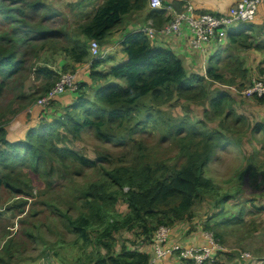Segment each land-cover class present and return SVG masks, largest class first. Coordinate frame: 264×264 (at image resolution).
I'll use <instances>...</instances> for the list:
<instances>
[{
    "label": "trees",
    "instance_id": "1",
    "mask_svg": "<svg viewBox=\"0 0 264 264\" xmlns=\"http://www.w3.org/2000/svg\"><path fill=\"white\" fill-rule=\"evenodd\" d=\"M98 1L68 2L69 14H65L67 19H62L59 31H52L49 25L41 23L37 34L43 44H54L53 40L58 37L63 43L44 47L39 52V61L31 74L41 85L37 86L34 81L33 86L31 76L28 77L22 88L24 103L10 122L45 95L60 73L72 72L73 66L64 65L63 61L72 65L89 62L90 81L102 82V85L90 92L87 85L81 84L67 105L52 101L51 118L41 116L35 125L26 129L20 140L11 142L7 139L5 124L9 121L0 124V188L16 195V200L25 204L27 200L24 198L32 195V177L22 176V169H27L33 175H42L54 194L68 181L66 161L83 168H96L102 164V159L109 161L108 155L91 159L74 150V141L80 139L82 132L92 130L97 139L121 147V140H115L105 132L115 127L114 132L124 131L130 136L136 129H126L123 122L130 120L139 99L151 94V101L158 108L179 102L187 110L178 132H184L186 138L180 144L181 157H177L175 163L173 160L140 165L135 161L113 169L101 168L103 180L91 183L79 192L82 209L77 216L73 217L68 211L54 210L75 236L71 248L76 249L77 254L71 259L60 258L62 264H147L148 256L135 251L134 247L152 240L156 229H170L189 217L191 208L197 203L212 199L215 206H221L248 188L242 183L231 194L223 192L204 176V168L213 160L214 151L233 145L234 141L228 136L229 131H233L224 125L229 118L235 122L243 121L245 116L240 114V110L250 111L254 102L262 105L264 110V97L247 100L223 87L231 85L243 89L253 78L264 82V58L252 66L247 64L250 52L264 57L260 52L264 44L252 42L253 29H256L258 39L264 37V20L250 22L249 28H244L248 22L238 23L229 30L222 46L224 49L214 50L208 55L205 79L201 74L185 70L172 50L154 45L140 32L129 33L115 46L120 52L118 63L109 54L90 59L91 41L100 45L106 43L121 28L125 16L144 11L147 4V0ZM44 7L48 9L47 18H60L59 8L43 0L28 3L19 9L18 14L24 18L25 9ZM10 11L9 8L4 10L6 14ZM158 11L164 14L163 10ZM154 13L157 12L149 16ZM222 59L229 61L235 78L229 81L230 84L225 83L228 78L218 67ZM21 67L22 61L17 59L14 47L0 45V91ZM219 84L223 90L215 88ZM213 87L215 93H211ZM196 106H200L199 112H194ZM212 122L220 125L213 126ZM253 131L256 133L253 140L261 134L262 142L259 144L264 147V122L256 124ZM194 138H198L195 147L190 146ZM237 144L241 145L240 142ZM185 150L190 153L183 152ZM263 173L264 161L250 157L246 175L254 178ZM52 207L59 209L58 205ZM254 208L257 209L255 205ZM123 232L131 234L132 238H122ZM213 237L218 240L219 234L217 237L213 234ZM117 241L121 243L119 247H116ZM128 246L133 249H128ZM57 256L60 257L58 253Z\"/></svg>",
    "mask_w": 264,
    "mask_h": 264
},
{
    "label": "rangeland",
    "instance_id": "2",
    "mask_svg": "<svg viewBox=\"0 0 264 264\" xmlns=\"http://www.w3.org/2000/svg\"><path fill=\"white\" fill-rule=\"evenodd\" d=\"M39 1L0 0V45L6 47L13 46L17 59L22 61L21 70L7 81L0 91V124L9 121L5 124V126L7 125L6 137L11 142L24 137L26 133L25 124L35 119L36 114L42 109V107L35 105L31 114L22 112L10 122L18 108L24 103L21 98L22 88L28 77L31 76L32 85L35 86V75L31 73L35 63L39 61V52L44 47H52L63 43L61 42V38L58 37L53 40L54 44L51 42L43 44V41L37 34V30L42 26L41 23H43L49 25L52 31H59L62 19L65 18V14H69L67 3L72 0H43L44 3H50L52 6L54 5L59 8L60 18H47L48 9L46 7L25 9L24 18L18 14L19 9L28 3H37ZM7 8L11 9V11L6 14L4 10ZM261 19L255 17L252 19V22H258ZM250 25V22H248L246 26H243H245L244 28H249ZM252 31V42H258L260 45H263L264 37L258 39L256 29ZM224 44L225 41L221 43V45ZM214 47L216 51L224 49L217 43H214ZM100 51L102 50L100 49ZM260 52L264 54V48ZM250 53L251 56L247 59L248 66H252L257 61L260 63V60L264 58L259 54L256 55L255 52ZM108 54L114 58L115 62H119L118 56H120V52L117 47L111 49ZM228 63V60L222 59L218 67H220V72L228 78V81L225 83L230 84L229 81L235 78L231 74V67ZM205 72L203 76L207 79ZM88 73L89 70L85 69V67L75 72L77 80L87 79ZM251 78H253L252 75ZM36 85L40 87L41 82L36 81ZM215 88L223 90L220 84L215 86ZM212 92H216L214 87L212 88ZM151 100V94H147L139 99L136 103V108L130 116V120L123 122L126 129H136L130 136H127L124 131L114 132L115 127L110 129V132H105L111 138L121 140V147L115 143L108 144L97 139L92 130L82 132L80 139L74 141V150L78 154L85 155L91 159H96L100 155H108L109 161L100 160L102 164L96 166V168H83L77 163L66 161V178H68V181L59 186L54 194L47 186L48 183L46 184V180L42 175H33L27 169H22V176L32 177V195L29 198H24L27 200L25 204H21V202L16 200V195L14 196L12 193L8 194L3 188H0V264H19L35 260L34 264H41L46 261L49 264H62V261H59L60 258H74L77 250L71 248V246L74 245L75 236L67 230L65 220L55 211H68L73 217L77 216L82 209L81 200L78 199L79 192L83 191L87 185L99 183L103 180L101 168L113 169L121 164L135 161L140 165L153 164L159 161L173 162V160V163H175L177 157H181L179 147L185 141L186 135L184 132H178V127L187 109L181 106L179 102L169 109L167 107L157 108ZM195 108L197 109H194V112H199L200 106H196ZM240 112V114L245 116L243 121L235 122L234 119L229 118L228 122L224 124L225 128L233 131L232 133L229 131L228 134L229 139L234 141L232 143L233 146H239L237 143H241L239 146L240 150L234 152L238 158L231 165L232 169L244 167L252 156L257 158L260 156L259 159L264 161V150L261 148V144H259L262 142L261 134L257 136L256 140H253V135L256 134L253 131V127L256 121L264 117V111L242 109ZM189 114L191 113L189 112ZM212 125L216 126L220 124L219 122H212ZM191 140L193 143L190 146L195 147L198 145V138ZM257 141L259 142L257 143ZM183 152L190 153L188 150ZM242 181L244 185H247L246 175H244ZM57 191L59 194H57ZM249 191L251 192V190ZM248 196L250 195L248 194ZM257 200L258 202L254 203L255 207L257 209L264 208L263 199L258 197ZM244 202L245 200L238 203L242 205ZM55 205H58L59 209L52 207ZM246 207L251 206L246 205ZM208 209H211L209 201L204 202L199 208L202 213ZM238 209L239 207L235 208L232 214L238 211ZM120 210L123 211L124 208H120ZM254 213H256L255 210ZM247 222L248 220H246ZM251 237L253 239V235ZM261 243L262 248L260 252L264 255V241H261ZM253 244L251 242L250 244H244V246L250 245L252 247ZM119 246L120 244L116 245V247ZM222 246L228 251L236 248V239L228 238V241ZM57 253L60 257L57 256Z\"/></svg>",
    "mask_w": 264,
    "mask_h": 264
},
{
    "label": "crops",
    "instance_id": "3",
    "mask_svg": "<svg viewBox=\"0 0 264 264\" xmlns=\"http://www.w3.org/2000/svg\"><path fill=\"white\" fill-rule=\"evenodd\" d=\"M194 2L196 7L204 9L207 12H223L228 5H230V0H191ZM99 3L102 0L98 1ZM165 5L171 3V0H164ZM171 6L175 10L182 11V8L178 3H171ZM146 12L133 13L124 17L122 23L123 25L119 30L114 32L106 43L100 45L101 50L106 49L109 46L119 45L129 33L137 31L139 28L143 27L146 23L145 21ZM167 17V19H165ZM256 17L262 18L258 22L263 21L264 19V1L260 7V12ZM148 19L152 20L155 28L157 29V34L151 39V43L156 46H161L164 48H169L173 53L182 61V65L188 72L204 74V65L203 63L208 61V53L201 49H195L190 46V42L194 40V36L191 34L190 30L182 25L177 33L170 34L168 36H162L159 33V30L166 24L170 19V14L168 11L154 13L152 17L148 16ZM202 47L207 49L205 44ZM214 47V44H213ZM122 57V56H121ZM120 59V56H118ZM64 65L69 64L73 66V71L81 70L86 67L88 69V63L85 64H74L63 61ZM83 81H88L90 86H87V91H95L102 85V82H90L89 78L84 79ZM73 99L71 93L58 96L55 101L60 105H67ZM262 105H258L254 102L252 110L264 111ZM250 109V110H251ZM50 111L46 117L51 118ZM38 113L35 116V119H32L30 123L26 125L27 129L29 126L36 124V118ZM264 117L259 121L255 122L256 124L263 123ZM242 148V147H241ZM261 148L264 150V147ZM239 146L228 145L225 148L217 149L214 155V158L207 166L204 168V176L209 179L213 185L218 187L221 191L226 193H232L237 188L242 186L243 177L246 175V169L250 164V158L245 164L236 169H232L231 165L234 160L238 158L234 152L239 151ZM260 158V156H259ZM247 186L248 188L245 192L236 195L232 199L228 200L221 206H215L214 200L207 199L200 203L194 205L190 210L189 217L178 221L170 228V233L166 238L165 242L161 244L162 249H169L171 247L177 246L180 249L183 248H200L209 246V241L206 237L208 232H212L216 237L219 234L218 241L224 245L228 241V238L236 239V248H232L227 252L220 253L217 251H212L209 256L210 261L208 264H261L264 262V255L260 252L262 248L261 241H264V208L255 209L254 203L258 202L257 198L261 197L264 201V173L263 175L257 174L254 178L248 177ZM257 185V188L255 186ZM251 190V192L249 191ZM248 194L250 196H248ZM243 198V199H241ZM245 200V204L239 205ZM209 201L211 209H208L206 212L202 213L199 208L200 206ZM250 205L251 207H246ZM253 206V207H252ZM239 207L238 211H235V208ZM254 210L256 213H254ZM222 211V214H219ZM255 218V219H254ZM246 220L248 222L246 223ZM230 221V222H229ZM229 222V224H227ZM208 228H212L210 231ZM122 238L131 239L132 236L129 233H121ZM253 235V239L252 236ZM118 240L120 241L121 239ZM117 241V244H121ZM144 242V241H143ZM253 242V246L250 245L244 246V244H250ZM128 249L132 250V247L128 246ZM135 251L144 253L148 256V260L155 256V246L152 241L149 240L145 243H138L134 247ZM243 252H248L251 255V258L248 260H243L240 257V254ZM154 264H191L190 261H179L175 255H166L161 259L155 261Z\"/></svg>",
    "mask_w": 264,
    "mask_h": 264
},
{
    "label": "built area",
    "instance_id": "4",
    "mask_svg": "<svg viewBox=\"0 0 264 264\" xmlns=\"http://www.w3.org/2000/svg\"><path fill=\"white\" fill-rule=\"evenodd\" d=\"M179 1H182L185 4V13L178 14L168 7V11L173 14V19L164 28L163 32L165 34L177 32L182 25H185L189 28L195 38L190 44L191 47L201 49V44H207L211 39L223 38L225 36L224 29H227L232 24L252 21V19L260 12V7L264 0H230V5H228L223 12L218 11V15L196 13L195 11L200 8L196 7L193 1ZM147 4L151 10L163 8L162 0H147ZM140 31L144 32L148 37H151L154 33V29L150 22ZM89 50L91 56L94 58L99 57V45L96 41L90 42ZM78 83L79 81L76 78V74H60L55 85L43 98L39 99L36 104L44 107L54 100L56 96L66 92L71 94L75 93L77 91ZM223 87L247 100H252L254 97H264V82L254 78L243 89L227 85H224ZM169 233V228L159 227L153 234L152 243L155 246L154 258L156 260L166 255H176L178 259L190 261L192 264H204L209 260L212 251L220 253L228 251L210 233L206 234L209 246L196 249H180L179 247L174 246L169 249H162L161 244L165 242ZM240 257L243 260H248L251 258V255L248 252H243L240 254ZM261 264H264V262Z\"/></svg>",
    "mask_w": 264,
    "mask_h": 264
},
{
    "label": "clouds",
    "instance_id": "5",
    "mask_svg": "<svg viewBox=\"0 0 264 264\" xmlns=\"http://www.w3.org/2000/svg\"><path fill=\"white\" fill-rule=\"evenodd\" d=\"M188 1H191V0H188ZM171 3H178L179 5H180V7L182 8V11L180 12V10H175L172 6H171ZM171 3L170 4H168V5H165V3H164V0H162V5H163V8L162 9H157V10H151V9H149V7H148V4H146V7H145V9H144V11H142V12H146V16H145V21H146V23L144 24V26L143 27H141V28H139L137 31H135V32H140V33H142L143 35H145L146 37H147V39L148 40H150L151 41V39L157 34V29L155 28V26H154V24H153V22H152V20H150V19H148V16H149V14H151V13H153V12H159L158 10H163V11H168V7L169 8H171L172 10H174L176 13H178V14H183V13H185V11H186V8H185V4L182 2V1H179V0H171ZM169 12V14H170V19L166 22V24L159 30V33L162 35V36H168V35H170V34H173V33H177V32H171V33H169V34H165L164 32H163V30H164V28L170 23V21L173 19V14L170 12V11H168ZM196 13H202V14H205V13H208V14H215V15H218L219 13L218 12H214V13H212V12H207L206 10H204V9H198V10H196L195 11ZM138 13V12H137ZM131 14H133V13H131ZM131 14H129V15H131ZM151 23V25H152V28L154 29V33L152 34V36L151 37H148L144 32H142V31H140L141 29H143V28H145L147 25H148V23ZM248 22H252V21H248ZM243 23H246V22H243ZM238 24V23H237ZM236 24H232L231 26H229L227 29H224L225 30V36L223 37V38H221V39H211L207 44H205L206 46H207V49L205 50V48L204 47H202V45L203 44H201V49H202V51H203V53L205 54V52H207L208 53V55H209V53H211L212 51H214V50H216V48L215 47H213V44L214 43H217L218 45H220V46H223V45H221V43L223 42V41H225V38H226V35H227V32L229 31V30H231V29H233V27L235 26ZM189 29V28H188ZM191 32V31H190ZM192 34V33H191ZM193 35V34H192ZM194 40H195V38H194ZM192 42V41H191ZM191 42H190V44H191ZM98 45H99V57H100V55L101 56H107V54H108V52H110V50L111 49H114V47H107L106 49H104V50H102V51H100V49H101V46H100V44L98 43ZM191 46V45H190ZM90 56V59H96V58H98V57H96V58H94L93 56H91V54L89 55ZM207 64V62L205 61L204 63H203V65H204V68L205 67H207V66H205ZM88 69L90 68V63L88 62ZM86 68V67H85ZM60 74H66L65 72L64 73H60ZM60 74H59V76H60ZM67 74H75V71H73L72 70V72H68ZM59 76H58V78H59ZM58 78H57V80H58ZM89 77L87 76V79H88ZM57 80H56V82H57ZM90 80V79H89ZM79 81V83H78V87H77V90H78V88L80 87V85L82 84V85H87V86H90V83L88 84V81H83V80H78ZM55 82V83H56ZM55 85V84H54ZM53 85V86H54ZM52 86V87H53ZM51 87V88H52ZM50 90V89H49ZM48 90V91H49ZM76 93V92H75ZM64 94H69V92H66V93H63V94H61V95H64ZM46 95V94H45ZM45 95H43V96H41V97H39V98H37L36 100H35V102L33 103V105H31L30 107H28L27 108V110H26V112L28 113V114H31L32 112H33V107L35 106V105H37L36 103H37V101L39 100V99H41V98H43ZM61 95H59V96H61ZM72 96H74V93H72ZM56 97H58V96H56ZM74 98V97H73ZM54 100H55V98H54ZM54 100H52V101H54ZM51 101V102H52ZM51 102L49 103V104H47L46 106H44V107H42V106H40V107H42V109L38 112V115H37V118H36V121L41 117V116H43V115H47L50 111H52V106H51ZM38 106V105H37ZM172 105L171 104H168V105H166V106H164V107H167L168 109L171 107ZM158 108V107H157ZM163 108V107H162ZM28 124V123H27ZM27 124H25V128H26V125ZM17 141V140H16ZM158 228V227H157ZM208 233H210V234H212V236H213V233L212 232H208ZM152 241V240H151ZM219 242V241H218ZM220 243V242H219ZM174 256V255H173ZM175 257L177 258V256L175 255ZM161 259V258H160ZM178 259V258H177ZM179 261H182V262H185L186 260H180V259H178ZM155 261H156V259L154 258V256H152L149 260H148V262H147V264H154L155 263ZM210 261H207L206 263H204V264H208ZM19 264H34V262H22V263H19ZM192 264V263H191Z\"/></svg>",
    "mask_w": 264,
    "mask_h": 264
}]
</instances>
